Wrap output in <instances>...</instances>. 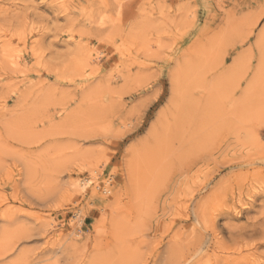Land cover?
<instances>
[{"label": "rangeland", "instance_id": "1", "mask_svg": "<svg viewBox=\"0 0 264 264\" xmlns=\"http://www.w3.org/2000/svg\"><path fill=\"white\" fill-rule=\"evenodd\" d=\"M0 264H264V0H0Z\"/></svg>", "mask_w": 264, "mask_h": 264}, {"label": "bare ground", "instance_id": "2", "mask_svg": "<svg viewBox=\"0 0 264 264\" xmlns=\"http://www.w3.org/2000/svg\"><path fill=\"white\" fill-rule=\"evenodd\" d=\"M194 257V256H193Z\"/></svg>", "mask_w": 264, "mask_h": 264}]
</instances>
